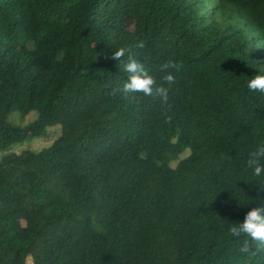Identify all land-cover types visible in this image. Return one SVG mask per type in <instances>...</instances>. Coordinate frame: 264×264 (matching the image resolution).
I'll return each mask as SVG.
<instances>
[{
	"label": "trees",
	"instance_id": "obj_1",
	"mask_svg": "<svg viewBox=\"0 0 264 264\" xmlns=\"http://www.w3.org/2000/svg\"><path fill=\"white\" fill-rule=\"evenodd\" d=\"M259 44L264 0H0V151L60 126L0 159V264H264L228 231L264 208ZM128 59L158 84L181 65L167 105L110 94Z\"/></svg>",
	"mask_w": 264,
	"mask_h": 264
},
{
	"label": "clouds",
	"instance_id": "obj_2",
	"mask_svg": "<svg viewBox=\"0 0 264 264\" xmlns=\"http://www.w3.org/2000/svg\"><path fill=\"white\" fill-rule=\"evenodd\" d=\"M142 42L135 43V48H142ZM132 52L131 47H120L111 54V59L123 62L126 56ZM124 69L131 75L123 82L122 87L113 89L110 93L115 95L117 91L124 94L142 93L146 97L158 98L163 105H167L169 101V92L172 84L175 82V76L168 72V68L179 71L181 65L171 60L162 65L163 75L160 77L161 82L157 80L137 63L134 59H128L123 64ZM247 87L251 92H259L264 94V74H257L247 81ZM264 142L257 144L255 150L249 153L247 167L252 170L253 175L260 177L264 175ZM264 208H253L245 215L243 222L229 224L228 231L234 238L245 237L241 243L239 251L249 257L256 256L264 251Z\"/></svg>",
	"mask_w": 264,
	"mask_h": 264
},
{
	"label": "rangeland",
	"instance_id": "obj_3",
	"mask_svg": "<svg viewBox=\"0 0 264 264\" xmlns=\"http://www.w3.org/2000/svg\"><path fill=\"white\" fill-rule=\"evenodd\" d=\"M219 22L222 24H233L236 27L242 28L247 36L251 38V31L243 26V23L239 20V18L234 15L231 19H219ZM28 47L31 48V44H28ZM259 48L262 52H264V44H259ZM37 118V114L35 112H31L27 117L21 119L17 112H13L8 116L7 122L12 126L25 127L31 122H33ZM60 134V126H54L46 129V134L43 137L39 138H31L27 139L23 142L16 143L11 145L6 151H0V159L2 156L15 153L19 154L22 151L29 150L32 152H38L44 148H47L51 145V143L59 136ZM187 155V152L183 154L179 159L184 158ZM175 162L172 163V166H175ZM26 264H31V261L28 259Z\"/></svg>",
	"mask_w": 264,
	"mask_h": 264
}]
</instances>
